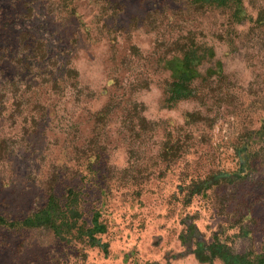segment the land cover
<instances>
[{"label": "rangeland", "instance_id": "obj_1", "mask_svg": "<svg viewBox=\"0 0 264 264\" xmlns=\"http://www.w3.org/2000/svg\"><path fill=\"white\" fill-rule=\"evenodd\" d=\"M69 189L98 246L25 224ZM211 244L264 264V0H0V264H225Z\"/></svg>", "mask_w": 264, "mask_h": 264}, {"label": "trees", "instance_id": "obj_2", "mask_svg": "<svg viewBox=\"0 0 264 264\" xmlns=\"http://www.w3.org/2000/svg\"><path fill=\"white\" fill-rule=\"evenodd\" d=\"M212 1L214 0H192V2L205 7H210ZM196 52L197 51H190V49L181 50L180 56H171V59L166 60V68L170 70V79L168 80L169 83L166 93L170 94L169 98H171L172 101L193 96L192 91H194V88L190 86L191 80L199 74L197 70V60H199V57H197ZM77 193V191L72 192V190L69 189L65 199L49 195L44 206L38 212L32 214V218H28V221L25 220V224L30 227L48 228L62 239L67 238L70 234L69 238L71 236L75 238L83 237V241H80V243L97 245V236L106 232V225L98 219L100 216V211L98 210L94 212V215L89 219L87 217H82V207L79 208ZM144 231L142 229L140 232L143 233ZM179 240L183 249L175 256H185L193 253L199 260L200 256L195 253V248L188 249L183 243L181 236ZM141 243L142 242H140L139 246H141ZM208 250L212 255L215 254L222 258L225 264H247L245 260L246 255L227 253L225 247L221 244H218V246L211 244ZM208 260L211 261L212 259L210 258ZM199 261L203 262L205 260L200 259Z\"/></svg>", "mask_w": 264, "mask_h": 264}]
</instances>
